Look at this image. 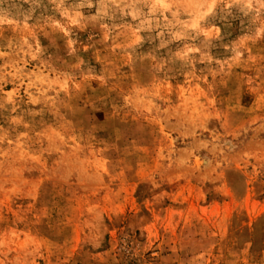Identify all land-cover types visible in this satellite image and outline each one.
I'll return each instance as SVG.
<instances>
[{
  "label": "rangeland",
  "instance_id": "obj_1",
  "mask_svg": "<svg viewBox=\"0 0 264 264\" xmlns=\"http://www.w3.org/2000/svg\"><path fill=\"white\" fill-rule=\"evenodd\" d=\"M0 264H264V0H0Z\"/></svg>",
  "mask_w": 264,
  "mask_h": 264
}]
</instances>
